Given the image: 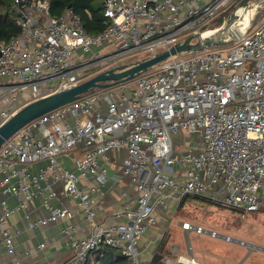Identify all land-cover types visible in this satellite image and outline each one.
<instances>
[{"label":"built area","instance_id":"obj_1","mask_svg":"<svg viewBox=\"0 0 264 264\" xmlns=\"http://www.w3.org/2000/svg\"><path fill=\"white\" fill-rule=\"evenodd\" d=\"M242 0H104L105 30L92 35L72 9L50 14V0H13L19 33L0 43V127L27 102L28 86L40 99L70 89L101 73L117 70L125 56L154 57L223 20ZM220 25V24H219ZM182 131L183 144L173 135ZM84 154L75 168L61 157ZM126 151L122 172L138 192L121 223L100 224L96 206L104 194L111 154ZM0 236L20 264L8 219L28 211L39 196L50 215L31 226L56 222L70 238L69 264H97L103 248L118 250L128 264L143 260L141 239L165 213L188 196H198L243 215L264 204V17L231 45L177 55L136 79L98 89L32 121L0 148ZM93 178L85 191L81 182ZM61 184L76 201L89 236H75L69 208L51 205ZM8 197L16 206L10 207ZM185 234L209 235L228 243L264 247L189 221ZM46 246L42 243L39 247ZM161 264H206L187 254Z\"/></svg>","mask_w":264,"mask_h":264},{"label":"crops","instance_id":"obj_2","mask_svg":"<svg viewBox=\"0 0 264 264\" xmlns=\"http://www.w3.org/2000/svg\"><path fill=\"white\" fill-rule=\"evenodd\" d=\"M27 98L30 99V96ZM27 98L22 99L24 101L26 100L28 103L31 100ZM83 154V149H75L69 155L61 157V162L66 167L74 169L76 160L82 157ZM125 156L126 151L112 153V161L107 163L109 176L102 186L104 194L99 198L96 206L97 221L100 224L121 223L125 220V210L135 206L138 192L130 179L122 172V161ZM96 183L95 179L89 178L81 182V187L87 191L91 185H95ZM55 189L58 196L50 200L51 205L69 208L73 214L69 222L76 225L78 228V232L75 236H89L93 228L85 221L84 214L76 201L66 198L63 195V187L61 184H57ZM3 198L4 195L0 192V202ZM7 202L10 207H14L17 204L14 197H8ZM176 205L177 203L173 207ZM49 215L50 209L44 202V197L39 196L32 202L28 211H18L8 219L10 229L14 233L18 231V234L15 236V245L20 264H69V261L73 258V250L69 244L70 238L65 236L63 232V228L68 221L59 219L56 222L31 226V223L46 218ZM166 217H169V211L159 213L158 225L151 229V231L141 239L142 258L150 264H153L152 261L156 259L158 255H160L161 258L167 255L162 253L166 246L161 250L167 237L162 235V231L159 227L163 225V218ZM42 243L46 244L43 249L39 247ZM173 247L178 251V254H181L179 253L180 248L178 246ZM173 247L171 248L172 251ZM105 249L107 248H103L100 250L101 252L98 251V253L95 254L98 263L107 259H110L112 264L125 263V260L117 259L115 256L106 253V251H104ZM172 251L170 254L173 253ZM250 254L251 252L249 251L248 255ZM161 258L157 264L161 263ZM0 264H15L14 258L8 253L4 246L1 236Z\"/></svg>","mask_w":264,"mask_h":264},{"label":"rangeland","instance_id":"obj_3","mask_svg":"<svg viewBox=\"0 0 264 264\" xmlns=\"http://www.w3.org/2000/svg\"><path fill=\"white\" fill-rule=\"evenodd\" d=\"M190 53H182L181 55ZM147 56V53L125 56L121 60L120 66L142 61ZM158 66L152 69H156ZM34 91L33 86H28L20 94V98L30 96V99L27 98L31 100L28 103L34 102L37 100L36 97H33ZM173 138L177 144L184 146L182 131L173 135ZM183 201L179 207V204L172 207L169 211L170 218H163V225L159 226L162 235L167 237L163 254L171 256L173 246L180 248L179 253L187 254L188 244H190L194 257L206 264H264V253L260 250L252 251L248 255L247 246L228 243L206 234L198 236L196 233H190L187 236L180 225L183 221H189L192 224L201 225L207 230H216L219 233L264 247V204L259 211L248 212L243 215L240 211L226 208L201 197L188 196Z\"/></svg>","mask_w":264,"mask_h":264},{"label":"water","instance_id":"obj_4","mask_svg":"<svg viewBox=\"0 0 264 264\" xmlns=\"http://www.w3.org/2000/svg\"><path fill=\"white\" fill-rule=\"evenodd\" d=\"M263 6L264 0H242L220 25L215 23L167 51L130 65L120 66L116 71L101 73L75 87L26 104L0 127V148L5 140L32 121L73 103L88 93L132 81L172 56L233 44L248 34L262 20L264 16ZM160 258L161 256L158 255L152 263L157 264Z\"/></svg>","mask_w":264,"mask_h":264},{"label":"trees","instance_id":"obj_5","mask_svg":"<svg viewBox=\"0 0 264 264\" xmlns=\"http://www.w3.org/2000/svg\"><path fill=\"white\" fill-rule=\"evenodd\" d=\"M50 5V14L55 17H59L66 10L72 9L81 17L85 29L92 35H98L106 28L104 0H50ZM18 21L19 14L16 11L13 0H0V43L9 41L19 33L20 27ZM221 23L222 22L219 24ZM165 246L166 240L161 250H163ZM104 251L109 255L115 256L117 259L125 260V263L121 264H128L127 259H125L118 250L107 248ZM97 264H112V262L110 259H107L101 263L97 262Z\"/></svg>","mask_w":264,"mask_h":264}]
</instances>
